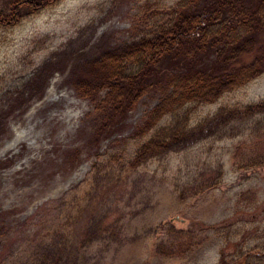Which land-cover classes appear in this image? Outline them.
I'll return each mask as SVG.
<instances>
[{"label":"rangeland","instance_id":"obj_1","mask_svg":"<svg viewBox=\"0 0 264 264\" xmlns=\"http://www.w3.org/2000/svg\"><path fill=\"white\" fill-rule=\"evenodd\" d=\"M16 1L0 0V15ZM180 1L48 0L0 26V264H264V113L220 122L264 105V74L145 129L166 93L151 87L93 143L100 113L76 74ZM178 120L188 131L220 124L135 163Z\"/></svg>","mask_w":264,"mask_h":264},{"label":"trees","instance_id":"obj_2","mask_svg":"<svg viewBox=\"0 0 264 264\" xmlns=\"http://www.w3.org/2000/svg\"><path fill=\"white\" fill-rule=\"evenodd\" d=\"M42 2L16 1L10 14L0 15V26L17 25L24 11L26 15L38 14ZM263 74L264 0H181L132 42L87 61L76 74V88L82 97L96 103L100 120L93 143L99 145L102 136L112 133L151 87H162L166 93L145 129L189 104H214ZM104 89L108 93L101 99ZM20 96L23 99L18 107L27 102L24 95ZM7 103H0L1 117ZM262 113L263 104L250 105L220 115V122L232 116L243 119ZM3 123L5 128L4 119ZM218 124L211 121L188 131L178 120L143 145L135 163L187 148L206 137V132L213 134L209 129ZM37 264L58 263L44 260Z\"/></svg>","mask_w":264,"mask_h":264},{"label":"bare ground","instance_id":"obj_3","mask_svg":"<svg viewBox=\"0 0 264 264\" xmlns=\"http://www.w3.org/2000/svg\"><path fill=\"white\" fill-rule=\"evenodd\" d=\"M60 99V98H59ZM66 99V98H65ZM62 101V99H60V101L59 102H61ZM68 106V105H67ZM72 130V129H71ZM68 131V130H67Z\"/></svg>","mask_w":264,"mask_h":264}]
</instances>
